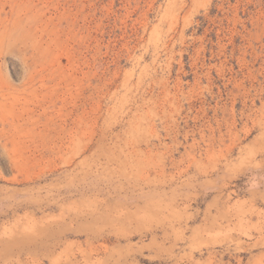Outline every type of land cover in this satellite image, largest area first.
<instances>
[{
  "label": "rangeland",
  "instance_id": "374dc122",
  "mask_svg": "<svg viewBox=\"0 0 264 264\" xmlns=\"http://www.w3.org/2000/svg\"><path fill=\"white\" fill-rule=\"evenodd\" d=\"M0 264H264V0H0Z\"/></svg>",
  "mask_w": 264,
  "mask_h": 264
}]
</instances>
